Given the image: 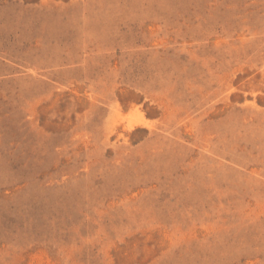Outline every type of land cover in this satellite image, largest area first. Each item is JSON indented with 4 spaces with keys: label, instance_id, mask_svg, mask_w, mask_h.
Instances as JSON below:
<instances>
[{
    "label": "rangeland",
    "instance_id": "1",
    "mask_svg": "<svg viewBox=\"0 0 264 264\" xmlns=\"http://www.w3.org/2000/svg\"><path fill=\"white\" fill-rule=\"evenodd\" d=\"M0 264H264V0H0Z\"/></svg>",
    "mask_w": 264,
    "mask_h": 264
}]
</instances>
